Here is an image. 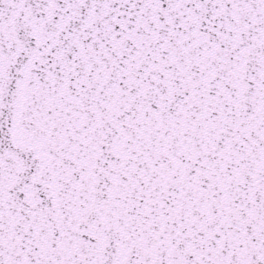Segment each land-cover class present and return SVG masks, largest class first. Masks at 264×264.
I'll use <instances>...</instances> for the list:
<instances>
[{
  "label": "snow or ice",
  "instance_id": "obj_1",
  "mask_svg": "<svg viewBox=\"0 0 264 264\" xmlns=\"http://www.w3.org/2000/svg\"><path fill=\"white\" fill-rule=\"evenodd\" d=\"M0 264H264V0H0Z\"/></svg>",
  "mask_w": 264,
  "mask_h": 264
}]
</instances>
